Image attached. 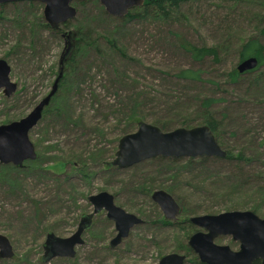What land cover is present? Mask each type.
<instances>
[{"label": "rangeland", "instance_id": "obj_1", "mask_svg": "<svg viewBox=\"0 0 264 264\" xmlns=\"http://www.w3.org/2000/svg\"><path fill=\"white\" fill-rule=\"evenodd\" d=\"M73 6H79L74 20L54 35L39 25V18L45 24L42 4L0 5V59L17 84L8 98L0 91V125L24 118L49 93L69 42L63 35L70 31V55L76 56L56 101L29 133L38 162H24L25 168L0 164V235L14 251L0 264H157L167 254H184L177 247L186 244V226L190 235L199 229L188 222L158 225L163 215L151 201L157 190L184 211L177 222L231 211L264 218V0L187 1L167 17L138 8L132 13L141 18L131 21L108 15L95 0ZM78 31L90 37L77 43ZM250 38L263 47V62L233 83L229 74ZM87 42L93 44L85 47ZM186 45L213 48L218 57L195 62ZM185 70L199 72L200 80L179 79ZM209 98L217 100L207 111L220 122L216 142L247 162L156 157L125 169L109 165L119 139L135 132L139 121L166 132L204 126L208 115L201 102ZM101 192L143 225L112 248L114 224L102 211L73 258L45 263L46 234H73L93 210L88 197ZM215 243L238 249L229 237ZM185 264L201 263L191 253Z\"/></svg>", "mask_w": 264, "mask_h": 264}, {"label": "water", "instance_id": "obj_2", "mask_svg": "<svg viewBox=\"0 0 264 264\" xmlns=\"http://www.w3.org/2000/svg\"><path fill=\"white\" fill-rule=\"evenodd\" d=\"M87 1L92 0H0V5L15 2L42 4V19L49 29L54 31L60 30L61 26L74 20L77 10L73 4ZM95 1H98L108 15L116 19H123L131 10L144 5V0ZM74 35L72 31L63 35L69 42L61 54L57 76L49 93L24 118L0 125V164L21 166L24 162L36 160L37 155L29 140V133L40 122L45 109L59 89L63 65L71 52ZM257 65V59L249 57L240 61L236 70L242 74L254 70ZM10 72L8 63L0 59V91L7 98L17 91V84L11 81ZM226 156V152L216 142L208 126L177 128L163 132L156 126L139 121L135 132L119 139L115 158L109 165L125 169L156 157L224 159ZM88 201L93 210L81 217L73 234L66 238L53 233L45 236L42 256L45 263L53 258H73L76 247L83 244L82 234L91 225L93 217L102 211L114 224L116 236L109 242L112 248L126 239L134 227L144 223L136 215L117 207L113 196L107 192L89 196ZM151 201L159 208L164 220L177 222L181 208L171 195L163 190H157L151 194ZM187 221L199 229L188 237L186 245L201 264H253L256 261L264 264V218L251 211H231L218 215L190 217ZM218 237H229L238 245V249L234 251L227 245L216 244L215 240ZM13 257L14 251L10 241L0 235V260H11ZM186 259L184 254L170 253L163 256L157 264H185Z\"/></svg>", "mask_w": 264, "mask_h": 264}, {"label": "trees", "instance_id": "obj_3", "mask_svg": "<svg viewBox=\"0 0 264 264\" xmlns=\"http://www.w3.org/2000/svg\"><path fill=\"white\" fill-rule=\"evenodd\" d=\"M187 1H193V0H144V5L141 8H143L144 11L152 10L153 12L159 14L160 16L167 17V16H169L170 10H175L180 4H182L184 2H187ZM76 10H77V13H78L79 6H76ZM132 11L133 10H131L128 13V15L124 18L125 20L131 21V20H135V19L141 18V15L140 14H138V13H134L133 14ZM39 20H40L39 25L42 28L48 30L49 32H51L54 35H57V34L60 35V33H61L60 30L62 29V26H61V29L60 30H54L53 31V30H50L49 27L42 22L41 18H39ZM67 24H64L63 26H66ZM262 32H264V28H263ZM76 34L78 35L77 43H81V42L85 41L87 38L90 37L89 36L90 33H88V32H86L85 34H83V33H81V31H78V33H76ZM108 43L110 45L114 46V48H115L114 42L108 40ZM92 44H93V42H87V43H85L84 46L87 47V46H90ZM79 49L80 48H78V49L76 48V51L77 50L79 51ZM184 49L190 55L191 59L193 61H195V62H200L203 59H205L206 57H210V56H213L214 59H216L218 57L217 51L215 49H213V48H207V47L198 48V47H195V46H192V45H186V46H184ZM262 54H263V47L260 45V43L258 42V40L255 39V38H250L244 44H242V46L240 47V50H239V62L240 61H243V60H245V59H247L249 57H255L258 60V65H257V68H256V69H258L261 66L262 62H263V56H262ZM75 57H76L75 55H73V56L70 55V57L65 61L64 65H63V77H62V80H61V82L59 84V89H62V87H64V85H65V83L67 81L68 73H66V70L67 69H71L73 63L75 65V63H76ZM251 72H253V71H251ZM198 74H199V72H192L190 70H185V71L180 72L177 75V77L179 79H183V80H185L187 82H194V81H199L200 80ZM246 74H248V72L240 75L236 71V69H234L232 71V73L229 74V77H230L231 81H233V83H237L238 82V79L241 76H244ZM56 97H58V96L56 95L52 99L53 102L56 101ZM216 101L217 100H215V99L213 100V99L209 98V99H204L201 102V107L203 108L204 112L206 111V113H205L206 115H208V112L207 111H209V108L213 104L217 103ZM48 110L49 109L46 108L45 112H47ZM42 117H43V115H42ZM204 124L207 125L210 128V130L212 131V133L215 135L216 140L218 141V139H219V133L218 132H219V128H220V122H218L217 120H215L212 114H209L207 116V121ZM158 128H162V131L163 132H166L165 129H163V127H158ZM218 144H219V142H218ZM226 154H227V156L224 159H222L223 161H228V160H233L234 159V160L239 161V162H241V161L247 162L249 160V158L245 157L243 154L242 155H237L236 158H233L227 152H226ZM209 159L216 160L217 158H200L201 161H205V160L208 161ZM189 160L191 161V159H189ZM36 162H38V158L36 159ZM27 164L28 165H33L34 162H28ZM61 165H63V164H61ZM23 167L25 168V165H23ZM182 211L183 210H181L180 214H182ZM157 222H158L157 224L160 225V226H165V227H171V226L181 227L184 223H187L188 221L186 219V220H181L179 222L172 223V222H169V221L164 220L163 218H160ZM190 232H192V230H189V228L187 229V226H186V229L184 230V233H185L184 238L186 240L188 239V237L190 235ZM177 250H180L183 253L185 252L184 254H186V257L187 258L192 253L189 250V248L187 247V245L184 244V243L178 244ZM253 264H260V262L256 261Z\"/></svg>", "mask_w": 264, "mask_h": 264}, {"label": "bare ground", "instance_id": "obj_4", "mask_svg": "<svg viewBox=\"0 0 264 264\" xmlns=\"http://www.w3.org/2000/svg\"><path fill=\"white\" fill-rule=\"evenodd\" d=\"M255 70V69H254ZM254 70H252V71H254ZM248 71H246V72H244V73H247ZM251 72V71H250ZM244 73H242V74H244ZM242 74H240V75H242ZM51 261V260H50Z\"/></svg>", "mask_w": 264, "mask_h": 264}, {"label": "flooded vegetation", "instance_id": "obj_5", "mask_svg": "<svg viewBox=\"0 0 264 264\" xmlns=\"http://www.w3.org/2000/svg\"><path fill=\"white\" fill-rule=\"evenodd\" d=\"M257 61H258V60H257ZM256 68H257V67H256ZM256 68H255V69H256ZM235 69H236V68H235ZM236 71H237V70H236ZM248 73H251V72H248Z\"/></svg>", "mask_w": 264, "mask_h": 264}]
</instances>
